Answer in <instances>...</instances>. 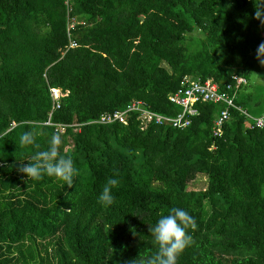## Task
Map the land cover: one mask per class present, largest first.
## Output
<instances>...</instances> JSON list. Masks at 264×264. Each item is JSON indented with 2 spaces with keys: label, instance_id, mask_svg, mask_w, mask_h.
<instances>
[{
  "label": "trees",
  "instance_id": "obj_1",
  "mask_svg": "<svg viewBox=\"0 0 264 264\" xmlns=\"http://www.w3.org/2000/svg\"><path fill=\"white\" fill-rule=\"evenodd\" d=\"M260 3L70 0L68 14L65 0H0V264H126L157 250L148 229L173 207L198 225L177 264H264V130L231 109L215 138L223 106L212 103L197 104L182 130L142 129L135 113L126 125L93 123L137 101L176 116L167 96L185 76L210 79L220 91L244 78L235 105L262 115ZM68 17L77 24L67 50ZM51 88L68 92L54 111ZM26 131L37 133L39 149L20 144ZM53 133L78 169L71 188L18 171ZM113 169L120 184L105 207L98 196ZM197 177L206 186L190 189Z\"/></svg>",
  "mask_w": 264,
  "mask_h": 264
},
{
  "label": "clouds",
  "instance_id": "obj_2",
  "mask_svg": "<svg viewBox=\"0 0 264 264\" xmlns=\"http://www.w3.org/2000/svg\"><path fill=\"white\" fill-rule=\"evenodd\" d=\"M254 18L264 25V0H261L259 5H255ZM262 52H264V42L258 46L257 56L261 57ZM36 135L35 131L23 132L19 142L22 146L31 145L39 149L40 145L36 143ZM62 143L61 136L53 133L49 147L46 150L37 151L31 158L34 163L23 164L18 171L23 173L27 179L41 180L46 175L63 181L64 185L69 188L73 187V178L79 173L73 159L60 154ZM119 175V171L113 169V176L107 179L98 196V202L105 207L111 206L115 202L112 190L120 184V180L117 178ZM197 228V222L192 215L182 208L173 207L169 214L162 215L155 225L148 229L157 250L154 253L141 252L136 259L129 260L126 264H177L184 251L195 243L189 230L195 232ZM130 231L135 234V229H130ZM110 248L112 253L116 252V249Z\"/></svg>",
  "mask_w": 264,
  "mask_h": 264
},
{
  "label": "built area",
  "instance_id": "obj_3",
  "mask_svg": "<svg viewBox=\"0 0 264 264\" xmlns=\"http://www.w3.org/2000/svg\"><path fill=\"white\" fill-rule=\"evenodd\" d=\"M69 1L65 0L67 6V13L69 14L70 9ZM76 20L72 17H68L67 23V34H68V45L66 49L74 48L76 43L70 38V31L76 25ZM64 53V52H63ZM246 84V80L242 77L233 76L232 84L229 83L225 88L220 91L217 84L210 79L201 80L200 78H190L185 76L179 84V87L174 92L167 96V101L179 108V113L176 116H164L154 113L150 110L145 109L142 102H132L125 110L115 111L112 113H104L100 115L97 121L93 123L98 124H110L118 121L121 124H127L128 115L135 113L137 114V120L140 122L142 129L148 125L156 126H168L174 129H185L191 124V119L198 116L199 112L196 108L199 103H212L221 104L222 110L219 112L213 129V136L220 138L223 134V125L230 116L231 109L238 111L247 120L251 129H262L264 130V112L260 116H251L245 110L235 105V98L239 87ZM50 98L52 101V111L60 108L61 99L65 98L68 94L67 91H62L58 88H51L49 90ZM51 111V113H52ZM51 113L48 116V120L44 125L53 126L50 121ZM60 132H63L65 126L55 125ZM15 127L13 123L11 128Z\"/></svg>",
  "mask_w": 264,
  "mask_h": 264
},
{
  "label": "rangeland",
  "instance_id": "obj_4",
  "mask_svg": "<svg viewBox=\"0 0 264 264\" xmlns=\"http://www.w3.org/2000/svg\"><path fill=\"white\" fill-rule=\"evenodd\" d=\"M250 79H251L250 84L256 82L257 74H251ZM205 186H206L205 178L197 177L196 180L189 186V188L193 190H200L203 189ZM262 194L264 195V186H263Z\"/></svg>",
  "mask_w": 264,
  "mask_h": 264
}]
</instances>
